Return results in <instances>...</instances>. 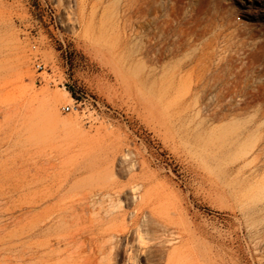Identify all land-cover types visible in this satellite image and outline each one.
Listing matches in <instances>:
<instances>
[{"label": "rangeland", "instance_id": "1", "mask_svg": "<svg viewBox=\"0 0 264 264\" xmlns=\"http://www.w3.org/2000/svg\"><path fill=\"white\" fill-rule=\"evenodd\" d=\"M125 3L0 0V264L47 259L43 248L36 252L50 233L35 227L36 168L65 183L66 203L85 204L89 193L117 186L116 195L93 199L118 215L106 226L130 230L96 263L130 264L128 244L136 264H167L174 248L181 264H264L258 164L212 139L215 128L234 137L251 119L264 128V0H152L184 42L163 65L194 60L182 74L207 66L218 95L215 121L210 95L186 93L193 80L149 84L147 36L130 27L143 19L123 14ZM72 100L78 111H62ZM243 100L246 109L222 108ZM57 253L60 264L80 263L63 245Z\"/></svg>", "mask_w": 264, "mask_h": 264}, {"label": "bare ground", "instance_id": "2", "mask_svg": "<svg viewBox=\"0 0 264 264\" xmlns=\"http://www.w3.org/2000/svg\"><path fill=\"white\" fill-rule=\"evenodd\" d=\"M139 3L140 5H138ZM151 3L152 0H126V8L122 11V13L128 15L129 18H135L136 20L143 19V22L137 21V24L132 22L131 26H129L131 27V32L133 34H135L137 30L136 27L139 28V30L141 29V31L144 30L146 33L147 42L144 49L145 62L149 66H153L149 67L147 71L149 84L154 85L155 83H158L160 86L169 85L175 81L176 78H178L179 81L183 80L186 82L193 80L192 82H194L195 85L194 89L190 91L187 90L186 93L195 96L196 99L210 95L213 104V108L211 109V119L215 121L217 119V109L216 104L214 103H216L215 100L218 98V95L214 94L210 83L207 81L210 80V76L208 75L209 77H207L205 74L207 66L202 67L201 69L203 72L199 71L197 74L195 73L196 71L194 72V68V70L192 69L189 72H184V74H182L183 70L191 65L194 60H176L173 62L172 68L163 65L164 59L167 57L166 52L170 55L171 59L176 58L180 55L181 46L184 42L180 35L177 34L176 27L173 26L170 21L162 18V6L158 5L153 7L151 6ZM141 5H144V7L142 8ZM154 28L156 29V32L153 31ZM174 36L175 38L172 39ZM169 46L171 47L169 48ZM200 61L201 59L198 58L195 63H201ZM200 86H202V88H198ZM50 95L55 99L67 96L68 93L66 91L61 93L52 92ZM221 96H223V93ZM225 107H227L226 110L233 111L246 109L249 105L245 100L238 104H232L230 101H227L222 108ZM258 121L259 120L256 118L243 122L242 125H240L238 134L234 137L231 136L229 131H225L224 128H215L212 139L213 142L217 141L219 143H226L228 147H237L239 149L238 159L244 162H257L258 170L260 172L259 187L264 193V128L258 125ZM234 124H229L225 128L233 130L235 129ZM32 183L36 189L33 206L36 209H40L35 216V227L38 233H40L43 228L50 232L47 233L45 241L39 244L36 249V252H38L43 248L47 253V259L44 264H60L53 260L54 256H59L57 252L60 245L64 246L68 258L80 259V263L78 262L79 264H99L98 262L96 263V259L100 256L110 255L111 251L117 247L112 240L117 235H125L126 237L129 233V228H123L116 231L112 227L106 226L109 222L115 220L118 215L112 210V206L111 209L101 210L96 208L98 200L93 199L96 196L101 201L104 197H110L113 193L115 194V192H117L114 190L117 186L98 189L96 192H92V194L87 193L88 195L83 197L84 200H87L85 204H74L72 202H64V194H62V192L65 189V183L63 181L54 183L49 175L43 176L39 168H36L34 171ZM117 200L118 199H116V201ZM120 204L119 201L116 207L120 208ZM42 206L43 208H41ZM132 216L137 217V213H134ZM135 230L138 243H142V237L139 230L137 228H135ZM170 237L173 238V236ZM143 244L144 243H142V245ZM127 245L128 244H126L124 248L125 259L130 262V264H136L133 252L130 247H127ZM71 249L72 251L68 252V250ZM218 263V260L214 258H205L203 261H189L188 264ZM167 264H181V261L176 256V248L169 253Z\"/></svg>", "mask_w": 264, "mask_h": 264}, {"label": "built area", "instance_id": "3", "mask_svg": "<svg viewBox=\"0 0 264 264\" xmlns=\"http://www.w3.org/2000/svg\"><path fill=\"white\" fill-rule=\"evenodd\" d=\"M35 46L32 45V49H34ZM34 68L36 71L42 72L44 70L43 64L39 61L38 57H35L34 59ZM62 111L65 112H73V111H78V104L76 100H72V103L70 105H65L62 108Z\"/></svg>", "mask_w": 264, "mask_h": 264}]
</instances>
